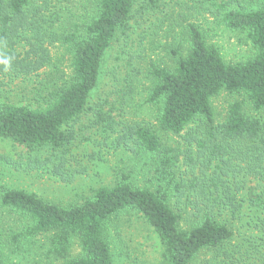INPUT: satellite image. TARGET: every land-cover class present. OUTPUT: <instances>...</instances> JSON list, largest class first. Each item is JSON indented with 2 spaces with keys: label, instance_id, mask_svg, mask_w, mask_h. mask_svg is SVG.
<instances>
[{
  "label": "trees",
  "instance_id": "16d2710c",
  "mask_svg": "<svg viewBox=\"0 0 264 264\" xmlns=\"http://www.w3.org/2000/svg\"><path fill=\"white\" fill-rule=\"evenodd\" d=\"M159 2L94 0L77 32L58 34L51 30L59 20L49 14L51 0H0V87L7 84L3 79L25 81L43 70L42 82L34 88L40 99L35 107L0 103V140L50 152L29 154L28 168L51 163L52 176L71 181L65 156L75 123L88 114L102 121L100 104L90 106V98L106 52L118 35L128 38L144 13H155ZM210 3L222 26L248 33L254 58L225 63L200 27L185 20V55L180 45L172 67L150 68L154 83L148 102L160 110L156 128L140 123L115 131L113 120L102 121L111 133H119L117 145L153 156L163 189L133 186L122 176L79 204L60 206L0 185V207L26 217L32 225L28 234H53L51 251L62 264H112L106 226L126 210L140 214L154 230L167 264H264V0ZM59 41L71 58L67 77H52L58 69L45 70L49 48ZM15 88L24 94L25 87ZM221 92L244 95L251 112L236 101L223 122L215 123L211 99ZM184 131V150L166 143L168 135ZM180 156L185 170L177 174ZM23 162L0 155V165L16 170ZM74 240L81 253L67 261ZM0 264H5L1 251Z\"/></svg>",
  "mask_w": 264,
  "mask_h": 264
},
{
  "label": "rangeland",
  "instance_id": "374dc122",
  "mask_svg": "<svg viewBox=\"0 0 264 264\" xmlns=\"http://www.w3.org/2000/svg\"><path fill=\"white\" fill-rule=\"evenodd\" d=\"M51 1L49 14H53L54 18L59 17L51 30L58 34L77 32L83 24L81 16L92 11L94 2ZM211 1L220 4L231 0H160V5L163 4H158V10L155 13H144L142 21L134 25L128 38L118 35L106 52L99 85L90 98V106L100 104L102 121H105L104 117L113 120L115 131L140 123H150L156 128L160 110L159 105L148 102L149 91L154 83L150 68L152 65L172 67L175 62L173 52L180 45L182 55H185V20L200 27L206 43L218 50L225 63H244L254 58L256 51L248 33L230 31L222 26L219 18H216ZM54 12L58 13L54 15ZM147 16L151 21L143 23ZM74 24L77 27H73ZM67 48L60 41L49 48L50 67L45 70H59H55L52 77L62 73L67 77L69 74L71 58ZM42 78L43 70L25 81L19 78L8 83L9 80L3 79L7 84L0 87V103H31L35 107L40 99L37 98L34 88L42 82ZM16 85L25 87L24 94L18 92L20 90L15 88ZM236 101L243 103L246 112H251L244 95L221 92L211 99L215 123L223 122L228 107ZM260 115L264 117V110ZM102 121L99 122L92 114H88L75 123V138L65 156V171L71 180L69 183L52 176L51 163L42 168H28L25 164L29 154L46 156L49 151H31L12 141L0 140L1 156L12 160L20 157L24 161L18 170L1 164L0 185L7 189L26 191L60 206L79 204L92 196L97 189L112 187L121 181L122 176L128 177L133 186L163 189V182L156 178L153 156L143 151L136 153L123 144L117 145L119 133H111L106 122ZM159 134L163 137L162 133ZM184 136L185 131L178 136L168 135L165 141L179 151L184 150ZM179 162L174 169L177 174L185 170L182 156L179 157ZM31 226L26 217L0 207V251L3 262L62 264L64 261L57 259L51 251L53 234L30 235L28 229ZM106 237L112 264H167L158 236L135 211H122L112 217L106 226ZM80 253L78 241L74 240L67 261L76 258Z\"/></svg>",
  "mask_w": 264,
  "mask_h": 264
}]
</instances>
